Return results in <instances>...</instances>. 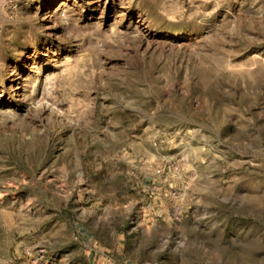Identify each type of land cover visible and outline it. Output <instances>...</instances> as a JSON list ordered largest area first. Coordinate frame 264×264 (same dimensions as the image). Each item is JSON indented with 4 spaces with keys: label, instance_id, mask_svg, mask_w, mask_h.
<instances>
[{
    "label": "rangeland",
    "instance_id": "1",
    "mask_svg": "<svg viewBox=\"0 0 264 264\" xmlns=\"http://www.w3.org/2000/svg\"><path fill=\"white\" fill-rule=\"evenodd\" d=\"M0 264H264V0H0Z\"/></svg>",
    "mask_w": 264,
    "mask_h": 264
}]
</instances>
